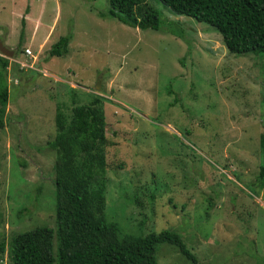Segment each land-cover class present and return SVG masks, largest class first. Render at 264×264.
<instances>
[{
  "label": "rangeland",
  "instance_id": "obj_1",
  "mask_svg": "<svg viewBox=\"0 0 264 264\" xmlns=\"http://www.w3.org/2000/svg\"><path fill=\"white\" fill-rule=\"evenodd\" d=\"M144 4L161 22H180L184 38L100 18L107 0H0V44L13 52L0 128V264H11L10 237L53 229L54 153L45 143L55 108L67 119L73 102L94 95L106 123L107 221L133 235L176 233L190 258L161 244L156 264H264V187L255 178L264 165V54L231 55L207 25ZM67 34L66 55L48 57Z\"/></svg>",
  "mask_w": 264,
  "mask_h": 264
},
{
  "label": "trees",
  "instance_id": "obj_2",
  "mask_svg": "<svg viewBox=\"0 0 264 264\" xmlns=\"http://www.w3.org/2000/svg\"><path fill=\"white\" fill-rule=\"evenodd\" d=\"M145 0H107L106 14L140 31H159L183 39L180 22L162 21L159 12ZM175 16L191 18L213 29L226 51L235 56L264 54V0H155ZM23 26V19L20 20ZM180 32V34H179ZM20 31V39H21ZM70 34L59 37L47 51L48 57L67 53ZM8 59L0 57V128L3 127L8 89L5 69ZM55 134L45 143L53 151V229L35 227L7 242L11 264H156L157 246H174L190 258L180 237L171 230L133 235L122 232L104 216L106 186V123L97 95L87 104H72L66 119L59 106L54 113ZM264 151V135L259 137ZM256 181L264 187V165ZM20 211V210H19ZM4 251L0 244V254Z\"/></svg>",
  "mask_w": 264,
  "mask_h": 264
},
{
  "label": "water",
  "instance_id": "obj_3",
  "mask_svg": "<svg viewBox=\"0 0 264 264\" xmlns=\"http://www.w3.org/2000/svg\"><path fill=\"white\" fill-rule=\"evenodd\" d=\"M12 51L7 50L6 48H4L1 44H0V54L4 57H11L12 56Z\"/></svg>",
  "mask_w": 264,
  "mask_h": 264
},
{
  "label": "built area",
  "instance_id": "obj_4",
  "mask_svg": "<svg viewBox=\"0 0 264 264\" xmlns=\"http://www.w3.org/2000/svg\"><path fill=\"white\" fill-rule=\"evenodd\" d=\"M23 55L26 56V57H28V58H32V54H31V52L29 51V49H24V50H23ZM16 63L19 64L20 68H22V67H27V66H26L25 64H23V63H20V62H16ZM29 67H31V66H29Z\"/></svg>",
  "mask_w": 264,
  "mask_h": 264
},
{
  "label": "clouds",
  "instance_id": "obj_5",
  "mask_svg": "<svg viewBox=\"0 0 264 264\" xmlns=\"http://www.w3.org/2000/svg\"><path fill=\"white\" fill-rule=\"evenodd\" d=\"M0 57H3L1 54H0ZM4 58V57H3ZM20 67V66H19ZM22 68H25V67H22Z\"/></svg>",
  "mask_w": 264,
  "mask_h": 264
}]
</instances>
